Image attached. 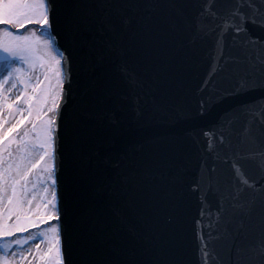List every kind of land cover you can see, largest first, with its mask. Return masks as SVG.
I'll list each match as a JSON object with an SVG mask.
<instances>
[{"label":"water","instance_id":"1","mask_svg":"<svg viewBox=\"0 0 264 264\" xmlns=\"http://www.w3.org/2000/svg\"><path fill=\"white\" fill-rule=\"evenodd\" d=\"M53 4L58 48L72 60L57 123L65 264H204L205 240L211 264H264V173L253 161L242 168L255 187L242 190L232 169L219 165L204 207L223 210L212 227L206 215L198 223L208 189L193 188L214 160L204 131L231 120L233 143L264 153V122L244 137L248 117L239 111L264 97V87L237 91L247 59L231 37L221 45L197 31L203 0ZM69 21L82 40L72 41ZM248 28L264 41V29ZM255 63L259 83L264 63Z\"/></svg>","mask_w":264,"mask_h":264},{"label":"snow or ice","instance_id":"2","mask_svg":"<svg viewBox=\"0 0 264 264\" xmlns=\"http://www.w3.org/2000/svg\"><path fill=\"white\" fill-rule=\"evenodd\" d=\"M220 0H203L197 16V31L215 34L217 43L223 44L231 37L234 44L243 51L248 64L246 76L241 79V90H254L264 87V80L255 79L256 60L264 63V41L249 34V25L264 29V0H225L226 7H218ZM53 0H0V264H22L28 257L38 259L40 264H65L61 241L66 213L57 205V132L56 116L66 100L65 66L67 61L68 84H71V57L65 51H57L58 42L53 27ZM72 41L82 40L78 26L69 21ZM27 25L39 27V34L33 28L27 34L20 32ZM15 28L16 31H12ZM227 62V61H226ZM94 71V68H89ZM239 111L248 117V127L242 136L247 137L249 127L264 122V97L241 106ZM7 113V116H5ZM51 114V115H48ZM47 116V119H43ZM231 120H226L213 130H205L206 150L214 157L211 166L202 165L200 180L193 190L202 192L206 185L208 192L201 201L202 219L208 217V226L218 223L223 205L213 210L208 204L207 195L213 191V180L219 171V165H228L239 186L254 188L243 172V162L253 161L256 168L264 173V153L242 151L239 144L232 140ZM30 125V128L25 125ZM5 125H8L5 128ZM23 129V131H21ZM210 137V139H209ZM243 143V140L240 142ZM15 146V147H14ZM39 170V171H37ZM206 170L207 175H204ZM35 176V179L30 177ZM82 197L87 201L88 177L82 174ZM40 186L44 194L42 199L45 211L36 215L39 222L56 220L38 236L29 235L16 238L17 233L27 232L35 227L32 204L37 199L36 189ZM97 189V193H99ZM50 206V208H49ZM211 235V234H210ZM31 244L32 241H37ZM29 247H25L30 245ZM45 244V249H40ZM210 241L202 244L204 264H211L209 257ZM33 248L36 249L33 255ZM241 254V249H236ZM264 256V247L261 248Z\"/></svg>","mask_w":264,"mask_h":264},{"label":"rangeland","instance_id":"3","mask_svg":"<svg viewBox=\"0 0 264 264\" xmlns=\"http://www.w3.org/2000/svg\"><path fill=\"white\" fill-rule=\"evenodd\" d=\"M6 26L2 25L0 26V29H3L5 28ZM33 28H35L37 30V33L39 34V30L37 29V26L36 25H29L25 30H24V34H27L28 32H30ZM12 30H15V28H13ZM3 68V64L0 63V69ZM48 115H51V114H48ZM5 116H7V113H5ZM43 119H47V116H44ZM8 125H5V128H7ZM25 127H28L30 128V125H25ZM21 131H23V129H21ZM15 147V146H14ZM39 171V170H37ZM30 179H35V176L33 177H30ZM36 193H37V199L35 201H33V204H32V212H33V219L37 221V225L35 227H30L28 229L27 232H19L17 233V237L16 238H24V237H27L29 235H34V236H37L38 239H39V236L38 234L41 232V231H46L48 229V227L50 225H55V220H51L50 222H47V223H43V222H39V216L36 215V210H37V206L39 205L40 208H39V211L40 213H43L45 211V208L43 207V204H42V199L44 198V194L43 192L41 191V188L40 186L38 185L37 186V189H36ZM50 208V206H49ZM43 225V226H42ZM37 241H32L31 244H35L37 243ZM30 245H27L25 247H29L31 246ZM40 249L44 250L45 249V244H40ZM35 252H36V249L33 248V255H35ZM22 264H40V261L38 259H33L32 257H28V259L24 260L22 262Z\"/></svg>","mask_w":264,"mask_h":264}]
</instances>
